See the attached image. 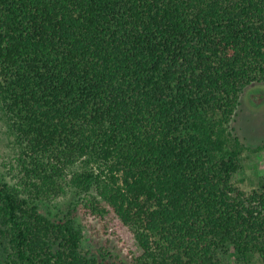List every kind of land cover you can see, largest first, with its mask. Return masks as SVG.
Wrapping results in <instances>:
<instances>
[{
    "label": "trees",
    "instance_id": "obj_1",
    "mask_svg": "<svg viewBox=\"0 0 264 264\" xmlns=\"http://www.w3.org/2000/svg\"><path fill=\"white\" fill-rule=\"evenodd\" d=\"M254 82L264 0H0L21 173L0 177V264H109L78 202L49 209L70 186L126 227L133 264H264V175L234 183L246 145L230 129Z\"/></svg>",
    "mask_w": 264,
    "mask_h": 264
},
{
    "label": "rangeland",
    "instance_id": "obj_2",
    "mask_svg": "<svg viewBox=\"0 0 264 264\" xmlns=\"http://www.w3.org/2000/svg\"><path fill=\"white\" fill-rule=\"evenodd\" d=\"M240 103L230 122V129L246 145L243 152L242 169L234 176V183L245 190L258 185V179L264 175V82H254L246 86L240 94ZM258 146L261 149L254 150ZM17 148L13 136L0 111V177L11 183H19L21 173L17 164ZM70 186L61 196L51 201L49 209L53 213L65 210L78 202L76 216L84 226L86 246L93 251L107 248L111 251L109 264H133L132 252L136 250L133 239L126 227L110 215L99 217L85 206L86 196H77ZM82 198V199H81ZM113 262V263H112ZM115 264V263H114ZM225 264H237L233 257Z\"/></svg>",
    "mask_w": 264,
    "mask_h": 264
}]
</instances>
